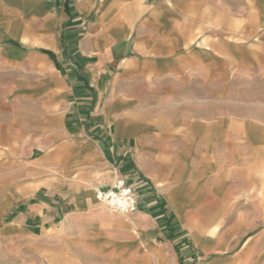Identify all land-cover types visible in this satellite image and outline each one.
Wrapping results in <instances>:
<instances>
[{
    "label": "crops",
    "instance_id": "1",
    "mask_svg": "<svg viewBox=\"0 0 264 264\" xmlns=\"http://www.w3.org/2000/svg\"><path fill=\"white\" fill-rule=\"evenodd\" d=\"M0 264H264V0H0Z\"/></svg>",
    "mask_w": 264,
    "mask_h": 264
},
{
    "label": "built area",
    "instance_id": "2",
    "mask_svg": "<svg viewBox=\"0 0 264 264\" xmlns=\"http://www.w3.org/2000/svg\"><path fill=\"white\" fill-rule=\"evenodd\" d=\"M99 200L110 211L116 213H130L137 208V195L133 187L119 177L106 190L99 193Z\"/></svg>",
    "mask_w": 264,
    "mask_h": 264
}]
</instances>
